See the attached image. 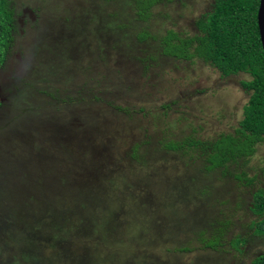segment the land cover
Masks as SVG:
<instances>
[{"label": "rangeland", "instance_id": "1", "mask_svg": "<svg viewBox=\"0 0 264 264\" xmlns=\"http://www.w3.org/2000/svg\"><path fill=\"white\" fill-rule=\"evenodd\" d=\"M14 2L0 264H251L264 252L263 240L234 246L255 231L264 142L212 168L187 140L234 130L249 74L222 79L160 47L168 30L199 34L214 0H164L146 19L126 0Z\"/></svg>", "mask_w": 264, "mask_h": 264}, {"label": "trees", "instance_id": "2", "mask_svg": "<svg viewBox=\"0 0 264 264\" xmlns=\"http://www.w3.org/2000/svg\"><path fill=\"white\" fill-rule=\"evenodd\" d=\"M164 0H126L140 19L151 15L153 6ZM170 1V0H166ZM14 0H0V66L5 65L17 30V20L12 6ZM260 0H214L212 7L197 20L200 33L184 37L168 30L160 39L165 54L185 60L202 59L219 72L222 79L247 73L250 80H243L248 99L243 105V118L232 132H222L216 137L191 144L206 150L210 167L227 165L239 158L249 159L255 154L257 144L264 142V48L260 37L258 11ZM12 98L14 94L10 95ZM71 100H73L71 98ZM3 102H0V105ZM14 117L12 120L14 121ZM178 148L180 142L164 143ZM0 179V208L9 199L4 192L8 183ZM252 212L257 214L251 237H236L234 246L264 241V190L253 195ZM240 251V250H239ZM251 264H264V252H253Z\"/></svg>", "mask_w": 264, "mask_h": 264}, {"label": "water", "instance_id": "3", "mask_svg": "<svg viewBox=\"0 0 264 264\" xmlns=\"http://www.w3.org/2000/svg\"><path fill=\"white\" fill-rule=\"evenodd\" d=\"M258 24L260 37L264 48V0H260V6L258 11Z\"/></svg>", "mask_w": 264, "mask_h": 264}]
</instances>
